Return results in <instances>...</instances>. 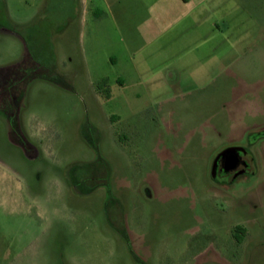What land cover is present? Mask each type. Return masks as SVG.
<instances>
[{
  "label": "rangeland",
  "instance_id": "rangeland-1",
  "mask_svg": "<svg viewBox=\"0 0 264 264\" xmlns=\"http://www.w3.org/2000/svg\"><path fill=\"white\" fill-rule=\"evenodd\" d=\"M205 7L201 40L170 23L167 59L105 69L109 96L81 64L1 46L0 172L37 215L41 264H264V0ZM230 146L251 172L220 182Z\"/></svg>",
  "mask_w": 264,
  "mask_h": 264
},
{
  "label": "crops",
  "instance_id": "crops-1",
  "mask_svg": "<svg viewBox=\"0 0 264 264\" xmlns=\"http://www.w3.org/2000/svg\"><path fill=\"white\" fill-rule=\"evenodd\" d=\"M211 1L0 0V48L34 52L52 67L81 64L97 84L110 83L105 69L123 62L114 76L122 82L134 75L136 55L148 62L169 57L174 45L165 46L168 24L182 32V42L201 40L204 12L212 19L205 2ZM13 177L0 172V264H41L37 215Z\"/></svg>",
  "mask_w": 264,
  "mask_h": 264
},
{
  "label": "flooded vegetation",
  "instance_id": "flooded-vegetation-1",
  "mask_svg": "<svg viewBox=\"0 0 264 264\" xmlns=\"http://www.w3.org/2000/svg\"><path fill=\"white\" fill-rule=\"evenodd\" d=\"M242 148L243 149L238 152V159L235 167H231V164L222 157L217 160L214 177H212L213 179L220 182H230L239 175L251 172V160L248 151L244 147Z\"/></svg>",
  "mask_w": 264,
  "mask_h": 264
},
{
  "label": "water",
  "instance_id": "water-1",
  "mask_svg": "<svg viewBox=\"0 0 264 264\" xmlns=\"http://www.w3.org/2000/svg\"><path fill=\"white\" fill-rule=\"evenodd\" d=\"M242 149L243 148L239 146H230L221 150L213 159L211 166V176L214 177L215 166L217 160L220 157L224 158L227 162H229L231 164V167H235L238 159V152L241 151Z\"/></svg>",
  "mask_w": 264,
  "mask_h": 264
},
{
  "label": "trees",
  "instance_id": "trees-1",
  "mask_svg": "<svg viewBox=\"0 0 264 264\" xmlns=\"http://www.w3.org/2000/svg\"><path fill=\"white\" fill-rule=\"evenodd\" d=\"M105 82V81H104ZM57 83H59V81H57ZM98 88H104V90L106 91L107 96H109V93L106 90V84L105 83H99L97 84ZM245 233V228L242 227L241 225H237L235 227V231H234V237L238 242L242 241L243 238V234Z\"/></svg>",
  "mask_w": 264,
  "mask_h": 264
}]
</instances>
